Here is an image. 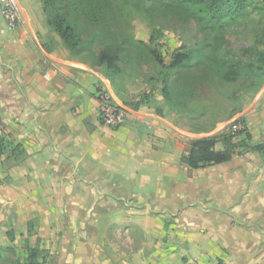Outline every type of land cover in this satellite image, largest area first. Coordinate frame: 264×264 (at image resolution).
I'll return each instance as SVG.
<instances>
[{
    "label": "crops",
    "instance_id": "0c3cea01",
    "mask_svg": "<svg viewBox=\"0 0 264 264\" xmlns=\"http://www.w3.org/2000/svg\"><path fill=\"white\" fill-rule=\"evenodd\" d=\"M19 2L12 29L0 0V186L62 212L66 264H264V88L243 107L249 137L234 136L231 161L191 168L182 157L197 134L161 89L144 103L113 93L132 115L106 125L105 66L72 53L34 0Z\"/></svg>",
    "mask_w": 264,
    "mask_h": 264
},
{
    "label": "rangeland",
    "instance_id": "374dc122",
    "mask_svg": "<svg viewBox=\"0 0 264 264\" xmlns=\"http://www.w3.org/2000/svg\"><path fill=\"white\" fill-rule=\"evenodd\" d=\"M34 5L43 11L49 27L44 0H34ZM251 5L242 17L222 23L206 21L176 2L161 0H67L66 11L86 44L82 57L95 63L103 51L118 56V70L107 75L113 91L109 87L100 91L109 90L119 96L126 88L128 99L138 97L141 99L137 103H144L156 89L163 91L167 86L170 102L176 104L180 117L195 130L197 138L205 129L214 132L208 136L233 133L235 137H249L243 107L264 88V76L246 73L228 83L215 74L214 67L224 60L264 63V5ZM177 51L190 53V61L168 70L166 65ZM237 119L245 124V134L234 133ZM5 182L7 177L2 184ZM6 192L5 185L0 186V264L30 263L36 245L53 255L45 264H66L58 240L65 217L56 220L62 212L54 209L52 215L47 214L42 196L39 206L25 202L24 207L18 195L14 200ZM77 261L76 257L70 258L68 264ZM85 264H96L94 257H87Z\"/></svg>",
    "mask_w": 264,
    "mask_h": 264
},
{
    "label": "trees",
    "instance_id": "16d2710c",
    "mask_svg": "<svg viewBox=\"0 0 264 264\" xmlns=\"http://www.w3.org/2000/svg\"><path fill=\"white\" fill-rule=\"evenodd\" d=\"M148 2H157L160 0H147ZM176 2L180 8L189 9L196 12L201 19L206 21L222 23L226 20L234 21L240 16L245 15L249 5H264V0H161ZM67 0H44V7L47 11L48 24L51 29L57 33L62 43L72 52L80 54L85 49V43L82 42L77 30L76 23L70 21L69 13L66 11ZM251 5V6H252ZM158 60L164 63L163 57L157 53ZM191 54L183 51H177L173 55V60L166 67L176 69L184 66L190 61ZM264 59V55H263ZM99 65L105 66L107 75H113L118 70V56L108 51H103L97 60ZM215 74L225 82L234 83L241 78L243 74L264 76V63L256 65L250 63H229L223 61L216 68ZM164 95L170 102L171 95L167 86L163 87ZM171 103V102H170ZM174 106L176 104L173 103ZM246 129V128H245ZM245 129L240 133H244ZM235 134L214 135L196 138L191 141L189 153L182 157V162L191 168H199L209 164H221L231 161L235 152L236 143L233 141ZM218 142H223L224 149L217 150ZM3 146L0 139V148ZM260 148V146H255ZM48 256L51 254L48 250L41 249L38 245L32 250L31 262L28 264H45Z\"/></svg>",
    "mask_w": 264,
    "mask_h": 264
},
{
    "label": "built area",
    "instance_id": "2783aa9c",
    "mask_svg": "<svg viewBox=\"0 0 264 264\" xmlns=\"http://www.w3.org/2000/svg\"><path fill=\"white\" fill-rule=\"evenodd\" d=\"M2 10L10 28H17L22 19V10L19 0H4ZM99 111L103 122L114 128L123 125L132 115L131 108L117 102L109 90H102L99 93ZM244 128L245 124H243L242 119L234 121V133H238Z\"/></svg>",
    "mask_w": 264,
    "mask_h": 264
}]
</instances>
